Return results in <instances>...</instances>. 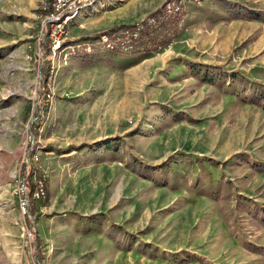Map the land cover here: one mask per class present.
<instances>
[{"label": "rangeland", "instance_id": "1", "mask_svg": "<svg viewBox=\"0 0 264 264\" xmlns=\"http://www.w3.org/2000/svg\"><path fill=\"white\" fill-rule=\"evenodd\" d=\"M44 1L0 0V264H264V0L188 3L138 55L53 54ZM152 1L86 5L66 41ZM24 157L47 185L31 217Z\"/></svg>", "mask_w": 264, "mask_h": 264}, {"label": "built area", "instance_id": "2", "mask_svg": "<svg viewBox=\"0 0 264 264\" xmlns=\"http://www.w3.org/2000/svg\"><path fill=\"white\" fill-rule=\"evenodd\" d=\"M95 1L97 0H45L42 3L41 33L44 37L50 38V50L53 54L62 51L66 54H90L99 49L115 48L127 52L132 49L146 30L157 28L170 18H177L181 21L188 3H198L202 0H165L157 11L130 25L104 30L96 39L68 43L66 34L71 22L86 5ZM32 160L30 157H24L26 169L14 189L18 207L24 217H31L32 202L45 198L47 194L45 178L39 175L38 168L32 167Z\"/></svg>", "mask_w": 264, "mask_h": 264}, {"label": "trees", "instance_id": "3", "mask_svg": "<svg viewBox=\"0 0 264 264\" xmlns=\"http://www.w3.org/2000/svg\"><path fill=\"white\" fill-rule=\"evenodd\" d=\"M226 3L228 1L225 0ZM121 24L118 26H124ZM116 27L112 26L111 28ZM180 32L179 19L170 18L162 22L159 27L146 30L137 43L128 51V55L149 54L161 47L172 44L174 37ZM157 168L161 165H154Z\"/></svg>", "mask_w": 264, "mask_h": 264}, {"label": "crops", "instance_id": "4", "mask_svg": "<svg viewBox=\"0 0 264 264\" xmlns=\"http://www.w3.org/2000/svg\"><path fill=\"white\" fill-rule=\"evenodd\" d=\"M106 1L107 0H97L96 2H95V4L96 5H99V6H103V4H105L106 3ZM163 0H157L156 2L153 0L150 4H157L156 5V7L160 4V2H162ZM159 2V3H158ZM156 7H154V8H156Z\"/></svg>", "mask_w": 264, "mask_h": 264}]
</instances>
